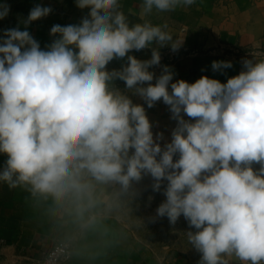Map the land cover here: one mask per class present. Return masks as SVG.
<instances>
[{"label": "clouds", "instance_id": "obj_1", "mask_svg": "<svg viewBox=\"0 0 264 264\" xmlns=\"http://www.w3.org/2000/svg\"><path fill=\"white\" fill-rule=\"evenodd\" d=\"M194 3L142 0L139 7L143 17ZM76 4L90 9L88 17L54 25L58 38L48 50L18 28L6 30L0 44V153L7 155L0 183L27 192L31 207L65 229L43 264L91 258L79 242L108 234L110 221L121 230L125 221L143 226L132 205L145 176L156 192L167 182L156 215L172 225L183 215L195 228L186 235L200 264H264V58L245 59V70L226 83L207 76L172 82L165 66L153 84L158 48L149 60L128 53L153 42L175 50L181 42L167 25H130L120 0ZM8 12L0 5V19ZM50 12L37 5L24 23ZM125 57L122 69L107 70ZM231 67L212 63L213 71ZM115 80L149 108L161 100L169 106L177 121L171 142L161 146L163 134L154 138L145 108Z\"/></svg>", "mask_w": 264, "mask_h": 264}, {"label": "crops", "instance_id": "obj_2", "mask_svg": "<svg viewBox=\"0 0 264 264\" xmlns=\"http://www.w3.org/2000/svg\"><path fill=\"white\" fill-rule=\"evenodd\" d=\"M120 2L130 25L145 20L153 25H167L166 30L173 35V40L181 42L175 49L176 57L171 60L166 55L167 51L175 52L171 44L159 47L153 42L149 48L128 53L139 60H149L152 49L158 48L160 64L149 69L154 73L153 84L165 66L173 73L172 82L185 80L194 83L202 76H207L226 83L229 78L245 70V59H253V56L256 59L264 58V0H195L194 4L178 6L174 11L159 12L154 9L143 17L139 7L142 0ZM0 5L9 7L8 15L0 19V44L6 38V30L18 28L27 30L39 43L41 50H48L58 38V35L51 34L54 25H79L90 12L88 8H78L76 0H0ZM37 5L49 7L51 12L25 25L31 9ZM187 51L195 54H186ZM214 61H230L232 67L213 71ZM126 64L127 57L113 59L107 65V70H120ZM113 83L129 95L133 103L145 108L153 133L172 137L177 121L172 118L168 105L161 100L149 108L142 98L126 90L124 81L115 80ZM181 115L185 120H190L186 114ZM6 160L7 155L0 153V170ZM143 192L149 196L156 191L148 185ZM157 195L160 198L164 194L160 190ZM28 199L27 192L19 188L10 190L6 184L0 183V242L3 241L0 264H16L22 257L40 258L53 241L64 238L65 229L45 215L42 209L31 207ZM157 206L147 203L145 208L153 212L157 211ZM109 223L113 230L108 234L89 235L79 242L82 247L87 246L86 256L91 258H73L66 264H194L179 256L163 259L153 255L139 247L141 238L129 230L134 226L124 223L121 230V225L112 221Z\"/></svg>", "mask_w": 264, "mask_h": 264}, {"label": "rangeland", "instance_id": "obj_3", "mask_svg": "<svg viewBox=\"0 0 264 264\" xmlns=\"http://www.w3.org/2000/svg\"><path fill=\"white\" fill-rule=\"evenodd\" d=\"M176 53V50H175ZM177 54V53H176ZM176 55L173 57V59ZM154 138L157 133H153ZM169 136H163V139L158 141L163 147L166 143L171 142ZM178 157H174L176 159ZM255 168H259V165H254ZM153 181L150 176H145L135 188L138 190V196L133 202V215L143 221V226H134L129 228L133 234L138 235L142 240L139 245L140 248L147 249L151 254L163 259H170L172 257H183L194 264H200L201 253H199L194 247H192L188 240L186 233L189 231L195 232V228L190 227L183 215L177 220L175 225L170 224L167 217H157V211H147L145 205L150 203L151 205L161 204L166 197L163 195L159 198L157 192H154L147 196L144 194L143 189H147L148 185L151 187ZM166 181L161 186V192L166 187ZM151 197V200H149ZM158 207V206H157ZM125 223H128L125 221ZM150 241V242H148Z\"/></svg>", "mask_w": 264, "mask_h": 264}, {"label": "built area", "instance_id": "obj_4", "mask_svg": "<svg viewBox=\"0 0 264 264\" xmlns=\"http://www.w3.org/2000/svg\"><path fill=\"white\" fill-rule=\"evenodd\" d=\"M186 54H190L191 55V54H195V52H193V51L188 52L187 51ZM166 55L169 57V60H171L172 57H174L176 55V53L172 52V51H167ZM61 241L62 240L53 241L51 246L49 247V249L40 258L22 257V259L19 262H17L16 264H43V262L47 259L48 254L54 248H56L60 244ZM2 244H3V241L0 242V249H1Z\"/></svg>", "mask_w": 264, "mask_h": 264}]
</instances>
